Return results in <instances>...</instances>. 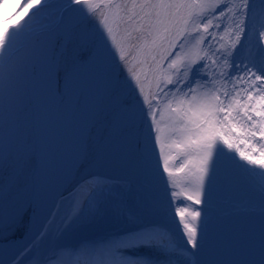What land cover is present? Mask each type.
<instances>
[{"label":"snow or ice","instance_id":"1","mask_svg":"<svg viewBox=\"0 0 264 264\" xmlns=\"http://www.w3.org/2000/svg\"><path fill=\"white\" fill-rule=\"evenodd\" d=\"M36 3L0 31V264H264V0Z\"/></svg>","mask_w":264,"mask_h":264},{"label":"rangeland","instance_id":"2","mask_svg":"<svg viewBox=\"0 0 264 264\" xmlns=\"http://www.w3.org/2000/svg\"><path fill=\"white\" fill-rule=\"evenodd\" d=\"M27 0H0V31L3 29H8L9 31L17 24H23L29 17L30 14L36 10V8L40 7L39 4L36 3V0H32L33 7L29 8L25 11ZM2 11H4L2 13ZM4 16H2V14ZM130 67H132L135 72L140 75L142 81H144L145 93L147 94L149 90L154 91V84L152 73L149 70L147 64H138L136 60H131L130 58ZM160 118H162L163 123H167L169 120V113L162 111L160 113ZM162 123V126H163ZM240 147L242 149L246 148L245 145L241 144ZM237 159L239 156L237 154ZM114 174V173H113ZM86 191V190H85ZM233 193L228 190H222L219 193V200L222 207L227 205L228 200L232 197ZM60 223L59 217L57 218V224ZM109 230V226L104 224L103 222H98L96 227L94 228H82L76 231L75 235H69L66 239L69 243H75L78 239L84 236H95V235H103L105 231ZM209 248V258L216 262V264H224L225 261L229 259V252L227 249L218 243L215 238L210 236L208 241ZM252 256L254 259H259L260 250L257 246L253 249ZM68 260V259H67ZM65 264H68L65 260Z\"/></svg>","mask_w":264,"mask_h":264},{"label":"bare ground","instance_id":"3","mask_svg":"<svg viewBox=\"0 0 264 264\" xmlns=\"http://www.w3.org/2000/svg\"><path fill=\"white\" fill-rule=\"evenodd\" d=\"M3 12H4V11H2V13H3ZM2 13H1V14H2ZM0 16H1V15H0ZM2 16H4V15L2 14ZM45 212H47V208L45 209Z\"/></svg>","mask_w":264,"mask_h":264}]
</instances>
